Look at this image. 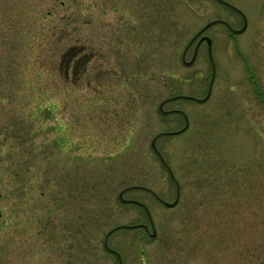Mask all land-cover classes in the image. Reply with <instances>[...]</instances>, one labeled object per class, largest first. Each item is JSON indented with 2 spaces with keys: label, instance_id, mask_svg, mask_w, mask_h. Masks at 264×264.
<instances>
[{
  "label": "rangeland",
  "instance_id": "1",
  "mask_svg": "<svg viewBox=\"0 0 264 264\" xmlns=\"http://www.w3.org/2000/svg\"><path fill=\"white\" fill-rule=\"evenodd\" d=\"M223 1L211 80L214 1L0 0V264H264L263 0Z\"/></svg>",
  "mask_w": 264,
  "mask_h": 264
},
{
  "label": "flooded vegetation",
  "instance_id": "2",
  "mask_svg": "<svg viewBox=\"0 0 264 264\" xmlns=\"http://www.w3.org/2000/svg\"><path fill=\"white\" fill-rule=\"evenodd\" d=\"M130 1H132V0H130ZM210 1H214V2H216L223 10H227L228 12H232V13H234V14H236L237 16H241V19H242V26L240 27V28H234L232 25H231V23L229 22V21H227V20H224V19H222V18H214V19H209L208 18V20L205 22V24L203 25V27H202V29H203V31L199 34L200 36H206V37H208L210 40H211V52H212V46H213V41H214V39L210 36V35H208V33H206L207 32V30L213 25V24H221V25H223L224 27H226L227 28V30L230 32V34H232V35H236V34H240V33H242L245 29H246V26H247V24H245V19H244V16L242 15V12H241V10H243L242 9V6L241 5H236V4H234V6H230L229 4H227L225 1H223V0H210ZM129 2V1H128ZM127 2V3H128ZM241 9V10H240ZM259 9L260 10H264V0L261 2V5H260V7H259ZM204 10H205V13H207V12H212V10H211V5H210V3L208 2L207 4H205L204 5ZM204 42H205V45H206V51H207V56H208V59H209V61H210V63L212 64V61H211V59H210V57H209V43H208V41H207V39H205V40H203ZM202 42V41H201ZM200 42V43H201ZM196 45H197V43H196ZM211 73H212V70H211ZM209 87V86H208ZM171 98L172 97H167V98H165V99H168L167 101H170L171 100ZM179 112H181V114L184 116V119H185V121H186V118H185V115H184V113L182 112V111H179ZM142 187V186H141ZM144 189H146V190H148L150 193H151V195L156 199V200H158L160 203H163L159 198H158V196H157V194L154 192V191H152L151 189H149V188H147V187H143ZM176 195H177V193H176ZM130 201H132V202H134V203H136V204H138L139 206H141L144 210H145V212H146V215L148 216V218L150 219V221L152 222V216H151V213H150V211H149V209L146 207V205L145 204H143V203H141V202H138V201H134V200H130ZM129 202V201H128ZM164 204V203H163ZM130 226H132V227H141V228H143L144 229V231L146 232V234H149V229H148V227L146 226V225H144V224H138V225H130ZM151 226H152V224H151ZM152 232H153V228H152ZM113 251V250H112ZM114 252V251H113ZM115 254H116V256L118 257V255H117V252H114Z\"/></svg>",
  "mask_w": 264,
  "mask_h": 264
},
{
  "label": "water",
  "instance_id": "3",
  "mask_svg": "<svg viewBox=\"0 0 264 264\" xmlns=\"http://www.w3.org/2000/svg\"><path fill=\"white\" fill-rule=\"evenodd\" d=\"M203 31V29H200L197 33H195L194 34V36L190 39V41L188 42V44L186 45V47H185V49L183 50V53H182V61H183V63H185V64H187V65H189V64H191L192 62H193V59L194 58H192L190 61H188V62H185V58H184V56H185V51H186V49L188 48V46L192 43V41L201 33ZM205 39H207V41H208V43H209V57H210V59H211V61H212V58H211V40L208 38V37H206V36H201L200 37V39H199V42H201V41H203V40H205ZM214 73H215V68H214V64H213V62H212V77H211V80H212V78H213V76H214ZM209 89H210V85H209ZM209 95V94H208ZM208 95L205 97V98H203V99H201V100H199V101H203V100H205L207 97H208ZM168 99H164L161 103H160V105H159V109L161 110V106H162V104L165 102V101H167ZM165 112V111H164ZM185 118H186V116H185ZM186 125H187V119H186ZM186 125L184 126V128L186 127ZM179 132V131H178ZM157 136H158V134L157 135H155L154 136V138L152 139V141H151V147L153 148V150L159 155V157L162 159V157L160 156V154H159V152H158V150L156 149V147H155V139L157 138ZM162 161H163V159H162ZM163 163H164V161H163ZM167 169H168V171H169V174H170V176L174 179V177H173V174H172V172L169 170V168L167 167ZM124 190H122V191H120L119 192V198L121 199V196H122V192H123ZM177 195H178V192H177ZM177 195H176V198H177ZM161 200V199H160ZM162 201V200H161ZM176 201V200H175ZM175 201H173L172 203H168V202H165V201H162L163 203H164V205H166V206H172L173 204H175ZM129 227V226H128ZM108 234L109 233H106L105 234V236H104V240H103V242H104V246L108 249V246H107V237H108ZM149 236L150 237H154L155 236V229L153 228V232L152 233H149ZM118 255V254H117ZM118 261H119V264H121V261L119 260V255H118Z\"/></svg>",
  "mask_w": 264,
  "mask_h": 264
},
{
  "label": "trees",
  "instance_id": "4",
  "mask_svg": "<svg viewBox=\"0 0 264 264\" xmlns=\"http://www.w3.org/2000/svg\"><path fill=\"white\" fill-rule=\"evenodd\" d=\"M13 215H12V212H5V214H3V212L1 211L0 212V230L3 229V225H5L6 223L10 224V226L12 227H15L16 226V223L14 222L13 220ZM5 221V222H4ZM4 223V224H2ZM5 229H8V228H5ZM251 258L252 260H256L257 259V264H258V260H260V258L258 257V255L254 254L251 252Z\"/></svg>",
  "mask_w": 264,
  "mask_h": 264
}]
</instances>
